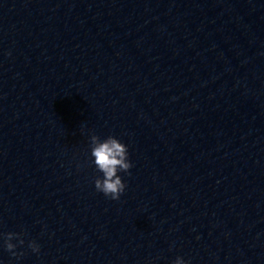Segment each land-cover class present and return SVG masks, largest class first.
Returning a JSON list of instances; mask_svg holds the SVG:
<instances>
[{
  "label": "clouds",
  "instance_id": "1",
  "mask_svg": "<svg viewBox=\"0 0 264 264\" xmlns=\"http://www.w3.org/2000/svg\"><path fill=\"white\" fill-rule=\"evenodd\" d=\"M90 142V154L94 158V165L103 174L102 178L95 179V188L112 200H119L126 189V184L118 173L121 171L128 173L132 167L128 159V148L114 136L101 140L98 136L92 135ZM13 239H17L21 245L24 244V240L20 238L19 233L5 234L4 245L7 251L17 256L18 254L14 251L16 244L12 243ZM29 247L33 252H39V245L35 241L29 242ZM173 264H186V262L182 257H177Z\"/></svg>",
  "mask_w": 264,
  "mask_h": 264
}]
</instances>
